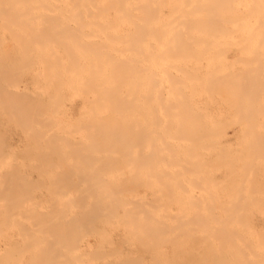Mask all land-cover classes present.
<instances>
[{
    "label": "bare ground",
    "instance_id": "1",
    "mask_svg": "<svg viewBox=\"0 0 264 264\" xmlns=\"http://www.w3.org/2000/svg\"><path fill=\"white\" fill-rule=\"evenodd\" d=\"M162 1L171 3L166 12ZM243 1L0 0L1 42L8 29L23 52L19 63H0V112L13 115L7 119L29 140L9 151L7 129L0 131V264H264V78L257 70L205 72L207 95L224 87L220 94L234 96L228 99L248 137L236 136L237 156L234 139V153L218 149L217 134L230 123L224 129L217 114L214 124L224 130L216 132L205 105L193 110L186 93L201 75L187 61L215 63V45L232 32ZM251 1L260 11L264 0ZM256 20L264 22V12ZM261 50H254L257 64ZM35 59L41 77L39 66L30 72L33 88H19ZM74 98L80 103L69 115ZM20 154L48 183L7 161ZM217 171L225 175L218 179ZM43 186L48 209L37 206ZM140 186H156L152 200L142 199ZM113 234L122 237L119 248ZM89 236L112 248L87 251Z\"/></svg>",
    "mask_w": 264,
    "mask_h": 264
},
{
    "label": "rangeland",
    "instance_id": "2",
    "mask_svg": "<svg viewBox=\"0 0 264 264\" xmlns=\"http://www.w3.org/2000/svg\"><path fill=\"white\" fill-rule=\"evenodd\" d=\"M171 6V3H169L168 1H166V3H164L163 1L160 3V6H159V9L160 10H164L165 12L169 9V7ZM252 6H253V3H252V1L251 0H244L243 2H239V3H237L236 4V7H237V10H236V13H235V16H236V18L234 19L235 21H232L233 23H235V26H233V24H230L229 25V28L232 30V32L230 33V35H228V34H226L225 36H223L222 38L220 37V40L216 43V49H217V52H216V55H215V58H216V61H215V63H214V61H213V63H211V62H207V61H205V60H203L202 61V64H203V66L204 67H202L201 66V62L200 61H198L197 62V60H196V58L194 57V60L192 61V60H189V61H187L188 62V65H186L187 66V68H188V71H190V72H193V69H196V70H194V71H198L197 70V67H199L198 69H199V73L201 74V75H199L198 74V77H199V80L201 79V76H205L204 77V79L202 78V80H198L199 81V84H198V81H197V79L195 80L196 81V83H197V85H196V87L192 84V86H194V87H192V86H187L186 87V90L187 89H189V88H193L194 90H196V91H190V90H193L192 88L191 89H189V90H187L186 91V93H188V95L187 96H189V95H191L190 97H189V100L191 101L190 103H191V106H193L192 108H193V110H200L204 105V107H206V106H210L211 108L210 109H213L212 107H214V109H217L216 111L213 109V110H209V108H205L204 109V107L201 109L203 112H205V113H203V114H205V115H203L204 117H205V120L207 121V125L208 126H210V127H212V128H214L215 129V127H216V129H218L219 128V130L217 131L216 130V132H221V130L223 131L226 127L225 126H227L226 124H229L230 123V126H229V128H228V126H227V128H226V130H225V132H226V134L224 133V131L222 132L223 134H225V136L227 135V133H228V135L229 136H226V137H222V133H219V134H217L218 136H219V138H218V136L216 135V137L218 138V140H220V143H221V141H223V140H225V142L224 143H226V142H230L231 143V141L233 142V143H235L234 144V149L236 148V156L239 154V153H237L238 151H240V149H241V147H242V145L240 144L241 142H240V138H236V136L237 137H241V135H242V129L240 128V126H241V124H240V122L238 121V115L239 114H237V109H236V107H234V105H235V103L232 101V103H231V100H233V97L230 95L229 96V94H227V96L224 94V95H222L223 93H225V92H223L224 90H226V89H224V87H220L221 89H222V92L223 93H219L220 91H221V89H219L220 91H216L217 93H212V94H209V95H207V93H208V91H206L205 90V86H206V84L207 83H204L205 82V78H206V73H207V71H210V70H215L218 74H220V75H232V76H234V77H236V76H239L240 75V73L241 72H243V71H248L249 72V74L252 72V71H255V70H257V71H260L261 72V75H262V78H264V45H261V40H262V38H263V29H262V26H263V24H264V22H262L261 24H259V22L256 20V16L259 14H262L263 12H264V2H262V5H261V8H260V11H256V12H254L253 11V8H252ZM0 31H1V29H0ZM4 34L2 35V36H4V38H2V42H3V39L7 42V41H9V43L11 42V45L8 43H6L5 41H4V45H3V43L1 42V38H0V42H1V45H0V48H1V51H2V53H3V49H5V52H6V54H5V52H4V54H2V53H0V55H1V57H0V63H2L1 65H3L4 66V62L2 61V59L6 62V64L5 65H7V63L9 64V65H11L10 63H19V62H21V57H23V56H21V55H23V52H22V49H21V47H19L17 44H19V43H17L16 44V42H14L15 40H16V38L13 36V34H12V31H11V33L9 32V30L8 29H6L5 30V32H3ZM12 34V35H10V34ZM14 33V32H13ZM15 34V33H14ZM8 38H7V37ZM1 37V36H0ZM10 39V40H9ZM12 44H16V47L15 48H17L18 47V50L16 49L15 50V52H12V53H9V54H7L8 52V49L10 48V47H13V45ZM2 45H3V47H2ZM10 47H9V46ZM260 46V48L262 49L261 51H262V53H263V60H261V62L259 63V64H257V62H256V60L254 59L255 57H254V50H255V48L256 47H259ZM8 47V48H7ZM7 48V49H6ZM20 49H21V52L20 53H22V54H20L19 53V51H20ZM14 51V50H13ZM17 52V53H16ZM220 52V55H226V59L225 58H217V54ZM14 53H16L15 54V56H14ZM13 54V55H12ZM211 54L214 56V54H213V52H211ZM211 54H209L208 56H210V57H212L211 56ZM5 55V56H4ZM8 56V58H7V56ZM10 55V56H9ZM12 55V56H11ZM3 57V58H2ZM12 57H15V58H12ZM6 58V59H5ZM9 58L11 59L10 61H9ZM18 58H19V60H18ZM227 58H228V60H227ZM14 59V61H12ZM17 59V61H19V62H17V61H15ZM230 59V60H229ZM23 60V59H22ZM36 60V59H35ZM145 60H143L142 61V64L145 66V64H146V61L144 62ZM160 61H164V60H160ZM190 61H192L191 62V64H190ZM224 61V62H223ZM229 61V62H228ZM166 62V61H165ZM36 63V64H35ZM35 63L34 64H32V67L29 69H26V70H24V71H26L25 73L24 72H22L23 73V75H22V73H20L22 76L20 77V74H18V77H20L19 79H20V81H21V83L19 82L18 83V87L20 86L21 88L23 87L22 86V84L24 85V83H26V85H27V87L29 86V87H32L33 88V83L34 82H32V80L30 79V72L32 71V69L34 70V69H36V68H38L39 66H40V69H39V72H38V70L36 71L37 73H38V77H41V71H42V67H41V64H40V62L38 61V60H36L35 61ZM164 62H160V65H162L161 67H165V66H168V62L166 63L167 65H165V63L163 64ZM187 64V63H186ZM185 65V64H184ZM199 65V66H198ZM209 66V67H208ZM166 68V67H165ZM202 68V69H201ZM204 68V69H203ZM41 70V71H40ZM203 70H205V71H203ZM213 70V71H214ZM159 72H160V70H159ZM206 72V73H205ZM40 73V74H39ZM205 73V74H204ZM161 74H163L162 72H161ZM25 75V76H24ZM17 77V78H18ZM18 79V80H19ZM27 79H30V81L29 80H27ZM23 80H25V81H23ZM27 80V81H26ZM24 82V83H23ZM32 82V83H31ZM201 82H203L202 84H204V85H202L203 87H202V92H203V89H204V92H203V94H200V92H201V86H199L200 85V83ZM35 84V83H34ZM32 85V86H31ZM210 85V84H209ZM208 85V86H209ZM12 86H13V84H11V87H10V89L12 88ZM19 87V88H20ZM200 88V89H197V88ZM160 88H162L161 87V85L159 86V89ZM166 88V84H164V86H163V88H162V90H160V93L164 96L165 94H166V92L168 93V91L165 89ZM192 93L193 92V94H191L190 92ZM199 93H198V92ZM197 92V95L195 94ZM201 92V93H202ZM168 95V94H167ZM194 95H195V97H194ZM199 95H200V97H199ZM201 95H202V97H204L203 99L201 98ZM207 95V96H206ZM214 96L213 98L215 99H212V96ZM197 96V97H196ZM205 96H206V99H205ZM225 97V98H223V97ZM40 97H43V95H40ZM198 98V99H197ZM208 98V99H207ZM219 100H218V99ZM228 98H232L231 100L230 99H228ZM45 100H48V98H47V96H45V98H44ZM76 99H78V98H76ZM75 98L74 99H72L70 102L69 101H67L68 103H71L72 101H74V102H72L71 104H69L68 106L70 107H68L67 109L69 110V111H67V113L69 114L70 113V111L71 110H74V111H76V106L80 103L79 102V99L78 100H76ZM194 99H196V101L194 100ZM202 99V100H201ZM226 99H228V100H226ZM235 99V98H234ZM198 100V101H197ZM201 100V101H200ZM203 100H204V102L205 101H207L206 102V104H201L202 102H203ZM221 100V101H220ZM225 100V101H224ZM229 100H230V106H229ZM208 101H209V103H210V105H209V103H208ZM212 101V102H211ZM218 101H220L219 103H218ZM227 101V102H226ZM194 102V103H193ZM195 102H196V104H195ZM199 102V103H198ZM203 102V103H204ZM67 103V104H68ZM197 103H198V105H197ZM208 103V104H207ZM216 103V104H215ZM237 103V102H236ZM195 104V105H194ZM201 105V106H200ZM213 105V106H212ZM215 105V106H214ZM233 105V107H231ZM195 106H198V107H195ZM219 107V109H218V107ZM224 106H227V108L225 107V108H223ZM195 107V108H194ZM222 108V109H221ZM235 108L236 110L234 111L233 109ZM206 109L208 110L207 112H206ZM222 111H221V110ZM228 109V110H227ZM220 110V111H219ZM227 112H226V111ZM230 110V111H229ZM231 110H233V111H231ZM202 111H200V114H202ZM230 112V115H229V112ZM225 113L226 114V119L228 118V119H230V118H232L233 117V121L232 120H229L228 121V119H227V121H228V123L227 122H225L226 121V119H225V114H222V113ZM1 114H0V131H2V133H4V131L7 129H9L10 131H5V133H4V135L6 134V136L5 137H7V140H8V142L10 143V147H8L7 148V150H9V151H11V149L13 150V151H17V150H21V149H24V147L29 143V140L28 139H26V137H24V134L21 132L22 130L17 126L16 128H15V121H11L12 119H14V116L13 115H11L10 116V114H8L7 112H4V114H3V111H1L0 112ZM9 115V117H7V114ZM208 113V116L206 117V114ZM213 113V114H212ZM219 113L223 116V119H222V117L220 118V120H219V117H220V115H219ZM228 113V114H227ZM210 114H212L213 116H211L210 117ZM217 114H218V116H217ZM231 114H234V116H232ZM57 115V114H56ZM70 115V114H69ZM79 114H77V118L79 117L78 116ZM217 118L216 120H218L219 122H217V124L218 123H220V122H222V125H224V126H222L224 129H222V127H221V130H220V126H218V128H217V124L215 125L214 124V118L215 117ZM12 118V119H7V118ZM203 117V118H204ZM208 117H210V118H208ZM214 117V118H213ZM73 118V117H72ZM74 118H76L75 116H74ZM208 118V119H207ZM211 119V120H210ZM221 119H222V121H221ZM235 119H237V121L239 122H237ZM3 120V121H2ZM7 120H8V124H7ZM215 120V121H216ZM10 121V122H9ZM225 123H224V122ZM233 123H236V124H234V126H233V124L231 123V122ZM4 123V124H3ZM209 123V124H208ZM216 123V122H215ZM224 123V124H223ZM6 124V125H5ZM232 124V125H231ZM239 124H240V126H239ZM11 125V126H10ZM17 125V124H16ZM7 128H6V127ZM5 127V128H4ZM9 127V128H8ZM237 127H239V131H238V128ZM4 131H3V130ZM235 130V132H234V134H233V132L232 131H234ZM241 131V132H240ZM231 132H232V134H231ZM240 132V133H239ZM230 133V134H229ZM237 133L240 135V136H238L237 135ZM13 134V135H12ZM222 134V135H221ZM19 135H20V137H19ZM221 136V137H220ZM224 136V135H223ZM243 136H244V134H243ZM241 137L242 138V142L244 143V142H246L247 141V139L245 138V137H247V136H245V137ZM10 137H11V139H10ZM14 138L16 139V140H14ZM216 138V139H217ZM227 138H228V140H227ZM248 138V137H247ZM12 139H13V141H12ZM232 139V140H231ZM237 139V140H236ZM19 140V141H18ZM26 140H28V142L26 141ZM217 140V142H218V146H220V147H218V149L220 148V149H222L221 147H223V145H225L224 147H226V150L225 151H233L232 153H234L235 152V150L232 148L233 147V143H231V145L229 144V142L228 143H226V144H220L219 143V141ZM12 141V142H11ZM235 141V142H234ZM26 142H27V144H26ZM12 143H13V146H12ZM15 143H16V145H15ZM242 143V144H243ZM18 144H20V145H18ZM26 144V145H25ZM228 144V145H227ZM237 144V145H236ZM13 148H12V147ZM22 146V147H21ZM230 146V147H229ZM15 147V148H14ZM223 147V149H225ZM230 148V149H229ZM233 150H232V149ZM227 151V152H228ZM21 156H24V158H22ZM8 158H9V156H7ZM22 158V159H20V158ZM8 158H6V159H8ZM10 158H11V160L12 161H10ZM7 161L8 162H14V164L18 167V168H22V167H25V169L24 170H26L27 172L28 171H30L32 174L31 175H29L30 177H33L32 178V180L34 179L35 180V178L38 176L37 174H35L36 172V170H32L31 169V164L33 163V161L32 162H30L31 160L29 159L28 160V158H25V155H23V154H20V155H18V156H13V157H10ZM22 160V163L21 162H19V164L17 165V160ZM24 160V161H23ZM7 161L5 160V163H7ZM27 162V163H26ZM24 163V164H23ZM28 163H30V164H28ZM28 164V165H27ZM23 165V166H22ZM25 165V166H24ZM28 167V168H27ZM129 169V167L126 169V170H128ZM55 171H56V169H55ZM129 171V170H128ZM128 171H126L127 173H128ZM35 175H34V174ZM216 175H217V177H218V179H220L219 177H223L225 174L222 172V171H217L216 172ZM221 175V176H220ZM29 177V178H30ZM31 179V178H30ZM46 181L47 183H48V179L45 177V178H42V176L40 177V176H38V178L35 180V181ZM44 187V186H43ZM42 187V188H43ZM152 187H154V190L156 189V186H152ZM152 187H150L149 186V188L148 189H144V186H140V188H139V192H140V195L142 196V197H144V198H142L143 200L145 199H149V201H150V199L153 197V194H151L152 193V191H151V189H152ZM262 187V189L264 188V186H261ZM41 188V190L40 191H37V193H40V192H42L41 194H39V195H41L40 197L41 198H43V199H41V198H39L38 200L40 201V199L42 200V201H40V203L37 205V206H39V207H41V208H43V209H48L49 208V205L51 206V199H52V197H51V193H50V191L48 192L46 189V186L42 189ZM46 188V189H45ZM147 192V193H145V194H148V196L147 195H145L144 194V196H143V193L144 192ZM154 192V191H153ZM142 193V194H141ZM149 194H151V195H149ZM48 195L50 196V197H48ZM45 197H47L46 198V200L48 199L49 201H45ZM147 197V198H146ZM148 199L146 200V201H148ZM153 199V198H152ZM151 199V200H152ZM44 204V205H43ZM45 205H47V206H45ZM45 206V207H44ZM172 207H174V205L172 206ZM0 219H1V217H0ZM258 222H261V219H258L257 220ZM119 237V238H118ZM16 238L18 239V236L16 235ZM89 238V239H88ZM116 238V239H115ZM118 238V239H117ZM113 239L114 240H112V243L115 245V246H117L118 248H119V246H120V243H121V239H122V237H120V235L118 236V235H115V234H113ZM92 240V241H91ZM120 240V241H119ZM85 242H83V246L84 247H87L86 248V250L87 251H90V250H96V252H98V248H99V245H100V242H99V239H97L96 237H92V236H89V237H87L85 240H84ZM90 243H89V242ZM95 241V242H94ZM98 241V242H97ZM119 241V242H118ZM16 242H18V243H15V244H17V245H20V243H19V241L18 240H16ZM102 242V241H101ZM116 242H118V243H116ZM88 243V244H87ZM92 243V245H90ZM3 244V245H2ZM21 244H22V241H21ZM94 244V245H93ZM2 245V246H1ZM4 245H5V243H3L2 241L0 242V246L1 247H4ZM98 245V246H97ZM21 246V245H20ZM19 246V247H20ZM95 246V247H94ZM106 246H108V247H106ZM124 247H125V244H124ZM83 248V247H82ZM108 248H112L111 246H109V245H104L103 247H102V249H100L99 248V250L101 251V250H104V251H107V249ZM93 250V251H94ZM133 251H136V249L134 248V249H132ZM131 250V251H132ZM89 254V256L91 255V254H93V253H88ZM93 256V255H92ZM94 263L96 264H101V262L100 261H98V259H94ZM92 264V263H91Z\"/></svg>",
    "mask_w": 264,
    "mask_h": 264
}]
</instances>
